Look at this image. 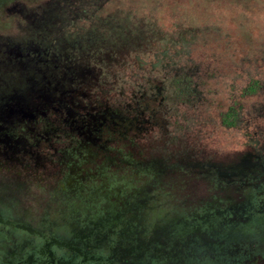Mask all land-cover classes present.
I'll list each match as a JSON object with an SVG mask.
<instances>
[{
  "label": "flooded vegetation",
  "instance_id": "1",
  "mask_svg": "<svg viewBox=\"0 0 264 264\" xmlns=\"http://www.w3.org/2000/svg\"><path fill=\"white\" fill-rule=\"evenodd\" d=\"M54 1L0 0V108L9 117H0V264H264V129L244 123V135L229 138L241 130L237 102L220 109L215 124L211 109L180 102L194 100L191 83L167 92L156 79L163 62L144 59L140 77H125L139 89L131 93L138 109L122 116L100 109L95 128L67 130L86 99L53 112L82 86L86 52L133 39L131 29L98 25L90 15L76 22L83 15L74 1ZM87 10L95 15L102 5ZM117 76L105 82L109 91L119 87ZM156 120L165 125L160 139L152 133ZM237 136L244 143L238 155L213 157L223 149L218 139L229 144ZM118 140L120 148L110 145ZM201 146L222 147L212 155ZM115 152L123 155L118 167ZM32 177L35 186L25 189ZM187 180L199 186L192 190ZM34 188L41 203L37 193L23 195Z\"/></svg>",
  "mask_w": 264,
  "mask_h": 264
},
{
  "label": "rangeland",
  "instance_id": "2",
  "mask_svg": "<svg viewBox=\"0 0 264 264\" xmlns=\"http://www.w3.org/2000/svg\"><path fill=\"white\" fill-rule=\"evenodd\" d=\"M26 1L34 4L39 0ZM72 1H74L71 4L72 8L76 7L83 15L76 22H82L87 15H90L98 18V25H102L100 22L103 21L107 22L110 27L113 25L129 27L132 30L131 39L133 41L128 43L125 39L121 41L123 44L107 45V48L100 50L97 55L88 56L91 51L86 52L84 66L92 74H84L83 71L79 78V84L88 88L82 90L87 98L83 102V108L75 109L78 115H82L81 119L77 120V123L72 121L73 118L67 120V130L70 124L72 128L78 126L86 131H89V127L95 128L97 119H100V109L105 110L113 107L114 114L119 116H122V113L126 114V111L130 110L132 106L134 109H138L139 104H136L134 97L131 98V93L137 95L139 89H132L129 78L125 77L133 70L136 71L139 68V63L135 61V57L127 62L125 60L118 61L125 59L119 58L118 55L124 56L127 51L125 56L135 53L140 56L141 62H144V59L147 61L153 58L155 62H163L161 69L156 73L160 77L156 79L160 83L159 87H164L167 92L180 91L181 89L187 91L188 89L183 88L191 83L192 88L196 89L194 100L184 99L180 102L188 104L189 107L198 104L202 109H211L212 112L207 114L211 115L215 124L220 118L218 112L237 102L235 107H241L239 112L241 121L239 129L241 130H230L232 133L229 138L237 133L244 135V123L249 122L253 126H260L261 129H264V89L259 93L242 97V92L249 88L252 80H261L260 82L264 85V0H106L105 3L98 4L89 0ZM56 3L57 0L52 2V5ZM89 5H95L96 8L102 5V12L91 15V12L87 10ZM61 10H66L62 11L64 14L70 12L67 8ZM102 17L109 19L105 21L106 19H102ZM110 34H113L112 29ZM166 40L167 45L164 43ZM114 43L113 41L112 44ZM113 51L116 53L115 55ZM70 65H77V62H72ZM163 66L164 70H162ZM111 74L118 75L117 78L121 81L120 85L112 91H109L110 89L107 87V91H105V82L112 80ZM94 78L97 80L93 81ZM112 81L115 82L116 77ZM136 82L142 84L140 79H136ZM33 85L38 87V85ZM202 94L210 96V98L199 99ZM216 96H219V100L215 98ZM70 100L68 95V101ZM64 101L67 100L64 99ZM120 102H124V105H121ZM173 102H178V100H173ZM72 105L73 101L67 104H56L55 111H51L58 117L65 111L64 107L69 106L74 109ZM38 107L40 106L38 105ZM43 110L45 111V108ZM63 115L68 118L67 113ZM2 116L4 119H9L0 108V117ZM140 117L142 118L143 115ZM159 120L162 122L160 118ZM70 121L72 122L70 123ZM160 122L157 124L156 120L151 125L152 133L157 139L163 137V128L165 129V125ZM74 133L77 139L83 140L84 144L91 142L92 146L96 147L97 143L94 141L80 137L77 131ZM213 134L217 135L216 132ZM222 135L218 134L217 136L223 137ZM239 138L240 136H237L236 141L234 139L236 143L229 142V144L218 139L219 143L224 144L223 149L213 157L229 156L233 158L238 155L237 146L240 147L244 144L238 143ZM127 144L128 142L125 145ZM137 144L143 150L139 146L143 144V140H137ZM110 145L115 148L123 146L120 140ZM221 147L201 146L199 151L209 152L213 155L210 151H218ZM125 148L130 153L133 148L135 149V147L129 148V146ZM246 150L248 151V148ZM93 153H95L94 150ZM113 155L118 159L115 160L110 156L111 159L116 164H122L123 155L118 152ZM153 157H156L155 153ZM176 157L177 159L185 157V151H181ZM87 158L91 159L92 157ZM186 158L192 159L189 156ZM223 160H227V158ZM115 167H118V164ZM33 179L38 180L30 178L29 184H26L25 187H34L36 183L32 184ZM169 186L173 193V186ZM198 186L199 184L193 181L188 185L192 190ZM31 193H37L35 199L41 203V196L37 188L31 192L25 189L23 191V195Z\"/></svg>",
  "mask_w": 264,
  "mask_h": 264
},
{
  "label": "water",
  "instance_id": "3",
  "mask_svg": "<svg viewBox=\"0 0 264 264\" xmlns=\"http://www.w3.org/2000/svg\"><path fill=\"white\" fill-rule=\"evenodd\" d=\"M128 52V51H127ZM126 53V52H125ZM119 56V58H125L126 59V57H125V55L123 56V55H118ZM125 59H120V60H118V61H124ZM135 61L136 62H138L139 63V68H140V66H141V64H142V62H141V58H140V56H135ZM118 61H117V63H118ZM125 62H127L126 60H125ZM113 64V63H112ZM113 65H117V64H113ZM139 68L136 70V71H132V73L131 74H128V77H137V75H138V77H140V75L138 74V70H139ZM85 71H87V73L88 74H91V71H89V70H87L86 69V67L84 66V74H85ZM100 88H101V86H100ZM86 89H88L86 86H80V87H73V89L72 90H70V94H71V96L69 95V97H70V99H72L73 100V104H74V100H76V99H78L80 96H82L84 99H86L87 97H85L86 95H85V93L82 91V90H86ZM105 91H107V88L105 87V89H104ZM68 92V91H67ZM73 95H75V96H73ZM96 95H98V94H96ZM101 95V94H100ZM55 171V170H54ZM54 171H52V173L54 172ZM48 174H50V173H48ZM33 175H35V174H33ZM25 189H28V187H24Z\"/></svg>",
  "mask_w": 264,
  "mask_h": 264
},
{
  "label": "trees",
  "instance_id": "4",
  "mask_svg": "<svg viewBox=\"0 0 264 264\" xmlns=\"http://www.w3.org/2000/svg\"><path fill=\"white\" fill-rule=\"evenodd\" d=\"M116 9V8H115ZM129 28V27H128ZM130 29V28H129ZM116 30V29H115ZM165 44H167V41H165L164 42ZM164 44V45H165ZM163 46V45H162ZM105 48H107V46L106 47H100L99 48V51L98 52H100V50H102V49H105ZM128 52H126V54H127ZM113 54L115 55L116 53L113 51ZM125 54V55H126ZM136 56V54L135 53H129L127 56H125L126 57V61H128V60H132L133 59V57H135ZM147 61H154L155 62V59L153 58V59H148ZM143 63V62H142ZM148 67V66H147ZM139 69H141V67L139 68ZM185 71V70H184ZM173 73V72H172ZM208 74H210V73H208ZM261 83H260V81L259 80H252V84H250V86H249V88L248 89H246V90H244V94H245V96L246 95H250V94H254V92H257L258 91V89H257V87L260 85ZM260 86H262V85H260ZM128 123H126V125H127ZM34 170V169H33ZM176 177V174L175 175H173L172 176V180H175L174 178ZM190 182H192L191 180H187V182H186V184H187V186L189 185V183Z\"/></svg>",
  "mask_w": 264,
  "mask_h": 264
}]
</instances>
